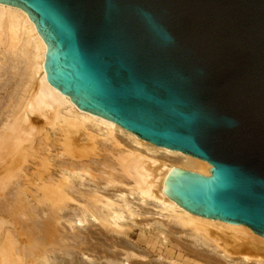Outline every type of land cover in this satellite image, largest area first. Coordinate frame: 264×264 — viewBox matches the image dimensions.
<instances>
[{"label": "water", "instance_id": "95a60500", "mask_svg": "<svg viewBox=\"0 0 264 264\" xmlns=\"http://www.w3.org/2000/svg\"><path fill=\"white\" fill-rule=\"evenodd\" d=\"M22 8L43 67L79 112L211 164L164 193L264 236V0H0Z\"/></svg>", "mask_w": 264, "mask_h": 264}, {"label": "bare ground", "instance_id": "6f19581e", "mask_svg": "<svg viewBox=\"0 0 264 264\" xmlns=\"http://www.w3.org/2000/svg\"><path fill=\"white\" fill-rule=\"evenodd\" d=\"M0 45V264H220L204 246L264 264V236L164 193L175 168L208 176V161L79 112L47 81L28 13L2 2ZM6 52L25 58L8 70Z\"/></svg>", "mask_w": 264, "mask_h": 264}, {"label": "rangeland", "instance_id": "374dc122", "mask_svg": "<svg viewBox=\"0 0 264 264\" xmlns=\"http://www.w3.org/2000/svg\"><path fill=\"white\" fill-rule=\"evenodd\" d=\"M0 48H4V46H3V45H0ZM0 51H1V50H0ZM3 52L5 53V51H3ZM3 52H2V53H3ZM6 53H7V52H6ZM8 55L10 56V58H9ZM18 55H19V56H18V58L16 59V57H13L11 53H9V54H8V53L5 54V56H7V58H9V62H10V63H8V67H9V66H10V67H11V66L13 67V64H14V63H15L14 65H16L17 60L21 58L20 56H22V57L25 58L24 55H21V54H18ZM2 56H3V55H1V53H0V58H1V59H3ZM24 58H21V59H22L21 62L23 61ZM11 59H12V60H11ZM14 59H15V60H14ZM0 61H1V60H0ZM11 61H12V62H11ZM14 61H16V62H14ZM18 61H20V60H18ZM21 62H18L19 66H20V63H21ZM11 63H12V64H11ZM10 67H9V68H10ZM12 67H11V68H12ZM11 68H10V69L7 68V69H8V70H11ZM13 68L15 69V67H13ZM14 69H13V70H14ZM19 69H20V68H19ZM8 70H7V74H8V73L11 74L12 72L14 73V71H15V70H14V71H12V72L10 73V71H8ZM2 71H4V70H2ZM0 72H1V71H0ZM15 72H16V71H15ZM12 75L15 76V78H17V79L19 78L18 75H17V76H16L15 74H12ZM12 75H11V76H12ZM2 79H3V77H2ZM1 90H2V91H1ZM3 90H4V91H3ZM0 95H1V96H0V100H1V98H3V96H6V91H5V89H0ZM3 102H4V101H3V99H2V100L0 101V105H1ZM46 130H48V129H46ZM119 134H120V133L118 132V135H119ZM124 137H125V136H124ZM124 137H123V138H124ZM124 139H125V138H124ZM125 141H126V143H128V144H132L131 141L128 140V139H126ZM123 145H124V144H123ZM120 188H122V190L125 192L126 189H124L122 186H121ZM125 188H126V187H125ZM110 192L112 193V192H115V191H114V190H111ZM127 220H128V219H127ZM133 228H134V234H133V236H128V237H125V238H124L127 242H130V243H131V242L134 243L135 240H136V238H137V236H139V233H140V227L137 226V227H133ZM179 234H180V233L175 234V235L173 234V235H172V238L175 239V237H176V236H179ZM180 235H181V234H180ZM174 236H175V237H174ZM181 238H182V239H181ZM185 238H186L185 236H184V237L181 236L180 238H179V237H176V239H178L179 241H182V242H185V241L187 240V239L185 240ZM184 240H185V241H184ZM188 242H189V239L186 241V243H188ZM190 244H191V241H190ZM195 246H197V245H195ZM200 247H203V246H202V245H198V248H200ZM204 247H208V248H204ZM204 247H203L204 249H202V248H201V249L204 250V252H209V253L211 254V255H210L209 253H206V254H208V256H212L214 259L218 258V259H217V262H218V261H221V262H219L220 264H222V262H223V264H226V263H227V264H242V262H244V260L241 259V258H240V255H238V254H236V255H234V256H233V255H229L230 257H229V256H227V257H226V256L222 257L223 255H222V254H218L217 252H219V251H217L215 248H213V246H212V247H210V246H204ZM209 247H210V248H209ZM212 248L215 249V250H211ZM205 249H206V250H205ZM207 249H208L209 251H207ZM216 251H217V252H216ZM215 253H216V254H215ZM219 253H221V252H219ZM150 254H151V253H150ZM232 256H233V257H232ZM236 256H237V257H236ZM149 257H150L151 261H154V262H156V261L161 262V261H162V259L158 260L157 256H155V253L151 254V256H149ZM152 257H153V258H152ZM156 258H157V259H156ZM219 258H220V259H219ZM241 260H242V261H241ZM163 261H165V263H166L168 260H164V259H163ZM163 261H162V262H163ZM227 261H228V262H227ZM240 261H241V262H240ZM254 261H255V260H254ZM168 262H169V261H168ZM245 262H246V261H245ZM245 262H244V263H245ZM249 262H250V263H249ZM244 263H243V264H244ZM255 263L259 264L258 262H256V261L253 262L252 260H251V261L249 260L246 264H255ZM154 264H155V263H154ZM260 264H261V263H260Z\"/></svg>", "mask_w": 264, "mask_h": 264}]
</instances>
